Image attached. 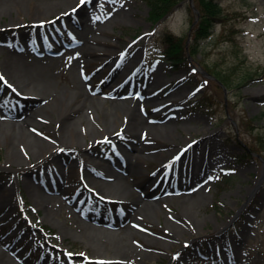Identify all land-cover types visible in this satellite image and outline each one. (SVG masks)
<instances>
[{
  "label": "rangeland",
  "instance_id": "rangeland-1",
  "mask_svg": "<svg viewBox=\"0 0 264 264\" xmlns=\"http://www.w3.org/2000/svg\"><path fill=\"white\" fill-rule=\"evenodd\" d=\"M89 1L81 5L80 0H0V60L8 52L17 51L27 66L45 69L59 90H73L74 79L84 80L83 73H93L91 82L97 88V95L91 94L95 97L91 109L97 107L105 117L106 112H111L108 106L111 101L126 104L131 98H119L110 93L117 77L111 80L108 78L110 69L108 65H102L101 58L87 57L89 60L84 67L74 63L76 59H84L82 52L78 56L76 53L88 45L100 48L106 45L103 42H88V38L80 34L84 24L78 26L73 22L86 15L80 17L76 11L80 7L86 8L83 10L88 12L85 25L94 26L89 39L95 37L106 41L111 51L108 61L116 62L117 55L121 61L122 56L129 57L136 52L132 65L121 61L123 65L120 69L127 65L133 67L139 78H144V82L146 79V93L152 92V96L151 103L138 107L146 123L144 128L137 129V134L142 133L146 145L143 155L147 159L140 162L143 173L131 177L111 164V168L121 175L124 187L131 192L122 191L121 195L128 198H114L126 212V218L136 208L129 201L142 195L141 190L134 186L135 178L158 177L159 166L170 153H174V148L179 144L183 145L189 140L194 142L191 156L195 154L198 162L203 159L210 164L209 168L202 169L197 176L177 175L179 173L172 175L167 182L178 181L181 185V180L186 181L183 187L179 185V189H162L161 183L156 186L152 190L155 196L151 200L155 202L159 199V209L156 212L149 207L145 215L139 213L140 221L133 226L134 234H130L129 226L117 227L118 230L127 231V256L123 258L124 262L211 264V259L205 258L204 254L212 252L214 258L215 248L235 247L236 252L231 254H239L236 255L239 258L233 261L226 259L225 264H264V0H220L223 15L215 23L212 36L203 41L199 50L185 59L181 66L178 65L176 71L160 56L164 48L162 35L172 33L185 39L189 35L193 12L189 10L188 0H180L174 10L156 24L149 18L145 0H97L94 2L97 5L95 7ZM51 2L56 6L51 7L46 14H35L38 6ZM38 17H42L43 22L32 20ZM64 27L72 29L75 34V37H68L70 40L80 39L84 43L79 42L77 48L70 49L48 38L54 44L51 49L64 51L61 56H37V48L34 47L37 43L17 37V33H34V30L43 37L50 32L55 34L56 30L63 32ZM23 43L27 48L22 49ZM18 45L21 48L17 49ZM206 70L223 78L227 85H221L219 81L208 77L207 72H204ZM0 76L4 78L5 94L11 95L12 91L14 96L23 89L8 78L4 68L0 69ZM85 88L89 91L88 86L85 85ZM170 91H175L173 98L168 95ZM176 91L179 95H176ZM52 101L55 106L65 102L60 95ZM82 114L81 121L75 122L77 135L67 131L65 136H76L75 141L83 145L89 143L93 135L104 131L97 130L92 115L86 109ZM75 115L70 112L71 117ZM45 116L32 119V123L36 121L39 126L28 125L26 130L34 138L50 141L52 132L49 130L53 131L58 122ZM115 128H110L112 131L106 133V141L87 144L88 152L94 155L96 161L100 158L95 157L91 151H109L111 140L116 144L119 142L124 150H130L132 141L129 137L122 135L118 141L110 137V134L120 135L122 128ZM147 131H151L152 135L146 137ZM6 137L7 141L14 143L22 164L4 161L8 144ZM26 139L20 135L13 137L12 133L0 130V185L9 188L11 192L0 194V239L6 241L9 250L12 248L19 252L23 259L32 264H40L49 255L58 258L57 264H63L66 260L62 250L72 253V264H80L84 257L87 258L86 264H101L97 263L98 260L103 261V264H114L111 259L103 257L106 255L104 252H96L82 241L80 225L84 222L89 224V221H85L81 213L75 211L65 196L48 192L37 181L42 174L46 175V170L52 167V161L46 157L36 164L28 159ZM66 150L55 149L56 153ZM130 158L133 160L128 154L125 157ZM81 166L69 167L71 179L68 184H77L78 189L88 190V185L76 177V170ZM25 174L34 179H28L29 184L34 186L24 183ZM98 178L114 182L104 177ZM77 188L71 187L69 195L74 196V189ZM100 191L93 189L88 194V206L93 203L102 205L97 197L102 196ZM193 194H196L193 197L194 206L190 210H183L181 202ZM23 213L27 217H22ZM73 217L80 225L72 220ZM174 223L187 225L185 229L192 234L169 237L164 227ZM168 240L173 241L172 245L165 244ZM231 254L221 252L220 255L227 258ZM12 255L13 260L22 263ZM185 255L187 258L182 260ZM52 261L47 264H52ZM0 264H4L1 257Z\"/></svg>",
  "mask_w": 264,
  "mask_h": 264
},
{
  "label": "bare ground",
  "instance_id": "bare-ground-1",
  "mask_svg": "<svg viewBox=\"0 0 264 264\" xmlns=\"http://www.w3.org/2000/svg\"><path fill=\"white\" fill-rule=\"evenodd\" d=\"M92 1V2H91ZM90 3H92L95 6L97 0H90ZM92 5V6H93ZM56 6L55 3L51 2L49 4H44L42 6H38V10L35 11V14L43 15L46 14L51 7ZM86 9L85 7H80L76 12H78L81 17V15H86L82 18H80V22L83 23V30L80 33L82 36H85L88 38V42H103L106 45L105 40H102L100 38H90V31L94 29V26L86 27V19L88 18V12L83 11ZM40 10V11H39ZM87 11V10H86ZM85 12V13H84ZM31 14V11H30ZM34 21H40L43 20L42 17H38L35 19H32ZM75 23V22H74ZM32 31V30H31ZM65 31V30H64ZM69 31V30H66ZM38 31L34 30V33H27L26 31L22 33H17V37L19 39H26L27 41L33 40L34 43H37L39 47H41V41L42 37L38 35ZM72 34V33H71ZM73 35V34H72ZM23 36V38H21ZM19 44V43H18ZM21 44V43H20ZM24 48H27L26 44H22ZM35 45V44H34ZM103 45L102 48L98 47L97 45H88L87 48H83V51H81L84 55V59H76L74 63H79V66L81 65L84 67L90 58H101L102 59V65H111V61H108L109 55L111 54V51L109 48ZM20 46V45H19ZM21 48V46H20ZM110 52V53H109ZM136 53V52H135ZM135 53L130 55L129 57H124V60L122 62H126L127 64H131L134 62L135 59ZM92 55V56H91ZM86 57V58H85ZM89 57V59L87 58ZM23 56L19 55L17 51H11L6 54V56L0 60V69L4 68L5 71L8 73V78L11 79V81L22 87L23 89L20 91L22 94L26 95L24 102H26L29 105H26L27 107H21V109H31L30 105H33L36 108V111H31L30 114H28L27 117L21 118L18 117L16 120H7L6 118L3 119V121L0 122V130H5L9 134L12 133L13 137H16V135L24 136L27 139L25 140V149H27L28 153V159L33 160L36 164L39 162H42L45 160L46 157H50V160L52 161V167L46 172H52L56 171L57 176H45L43 174V178L38 179L37 181H40V183L45 186V190L51 193L60 194L65 197H67V200H70L74 202L75 207H79V200H83V205L87 202L88 192L85 189H78L75 199H72L69 195V189L71 187H76L68 184V180L71 179V176L66 174L69 172V167H75L76 165H81V168L78 169L80 174L83 175V178L81 181L88 185L89 188H93L96 190L102 191V196H107L108 198H124L126 196H122V191H127V193H131L125 186L124 182L122 181L121 175L116 173L113 168H111V162L109 159H117L115 162V166H117L123 173H127L131 177L135 175H140L143 173L142 168L140 166V162L144 160L145 157L143 155V152L146 150V145L144 144V141L142 140V133L140 132L139 135L137 134V129L139 127L144 128L146 126V123L144 122V117L140 113V110L138 107L145 106L148 102L146 99H130L129 103L123 104L120 102L111 101V104L108 105L111 108L110 113L107 114L104 117V113H102L97 107L94 106V108L91 109L92 102H95V97L91 94L97 95L96 88L92 85V77L90 76L89 79L86 78V80H81L80 78L74 79V85L73 90H59V88L56 86V83L53 82L48 77V72L45 69H38L36 66L29 67L27 66L26 62L23 60ZM24 62H23V61ZM24 63V64H23ZM26 65V66H25ZM114 72V70H112ZM110 74V77H112V73ZM15 85V86H16ZM85 85H88L89 91L86 90ZM19 90V89H18ZM60 95V98H63L65 102L63 104H60L59 106H55L52 99H54L56 96ZM169 96L173 97L175 96V91H170L168 94ZM103 103L105 104L104 100ZM42 104V105H41ZM40 105V106H38ZM1 106V105H0ZM2 107V106H1ZM0 107V108H1ZM3 113L0 115V117H5L6 113H12L13 110H9L11 108H1ZM34 109V108H33ZM84 109H86L88 114H91L92 119L94 120L95 126L97 127V130L101 132L104 131V133H100L99 135H93V139L91 138L89 140V143L86 142L83 145L79 144L75 141L76 136L70 135L69 138H66L65 133L69 131V134H76L75 128V122L81 121V118L83 117ZM52 112V113H51ZM70 112L72 115L70 116ZM48 119H51L53 121L58 122V125L56 127H53L52 132V139L50 141H43L41 139L34 138L30 131L26 130V127H33V126H39L37 125L36 121L32 123L33 120H37V118L44 116ZM29 125V126H28ZM115 130H120V135L116 134H110V137L116 138V141L123 135L124 137H129V140L132 141L130 150H124L123 147L119 145V142L117 144L115 141L111 140L110 144V150L109 151H91L95 154V157L100 158L99 161H96L94 159V155H91L88 152V148L86 147L87 144L91 145L92 143L100 140L101 138H105L106 133L112 131V128ZM90 129H92L91 126H89ZM151 129V128H150ZM48 130V129H47ZM152 130V129H151ZM149 134L152 135L151 131H147L146 137L149 136ZM8 136V135H7ZM12 136V135H11ZM145 137V139H146ZM9 139V138H8ZM12 140V139H11ZM5 141V139H4ZM8 144L6 145V154L4 157V161H8L9 163L14 164H22L21 159L18 156V150H16L14 143L12 141H7ZM34 143V146H33ZM29 144V145H28ZM194 142L191 141H185L184 145L186 146L183 148L180 144L174 148V153L176 155H173L170 153V156L165 159L161 165L158 168V174L161 175L164 179H167L169 176L170 178L175 173H179L177 175L183 174L188 175L191 174V176H197L199 173L202 172V169L209 168L210 164L208 162L203 161V159L198 162V156L192 155L191 156V148L194 146ZM68 149L65 152H59L56 153L55 149L58 150ZM131 151V152H130ZM191 151V152H190ZM130 155L133 160L130 158L125 159V157ZM189 154L188 158L185 159V156ZM190 158V159H189ZM75 164V166H74ZM68 167V168H67ZM64 170L67 171L64 173ZM109 173H108V172ZM24 183L26 182L29 186L30 185L27 174H25ZM98 177H104L105 179L112 180L114 182H106L101 181ZM33 179V178H32ZM31 181H34V179ZM157 177H148L145 179H136L134 180V186L138 187L142 195L141 197L138 196L136 199L129 201V203H132L136 205V208L132 209V212L130 213V216L134 217L131 219V224L134 225L136 222H139V213L142 215H145V210L149 207L153 208L156 212L159 208H157L160 204L159 200H155L153 202L151 200V197L153 195L152 190L155 187ZM36 182V181H35ZM33 182V183H35ZM25 183V184H26ZM51 183V184H50ZM71 185V186H70ZM33 188V187H32ZM107 191L106 193L103 191ZM100 191V192H101ZM10 189L6 188L5 186L0 185V194H10ZM196 194H193V196L188 197V200H184L181 202V205L183 206V210H190L192 206H194L195 200H193ZM51 197V195L49 196ZM128 198V197H126ZM57 199V198H56ZM192 199V200H190ZM196 199V198H195ZM157 204V205H156ZM51 209V208H49ZM91 213V212H90ZM91 219H94L97 222L102 221L101 218H98L96 215L89 216ZM147 217V216H146ZM74 222L77 223V225L80 223L78 222L75 217L72 219ZM121 220V219H120ZM85 223V222H84ZM135 226V225H134ZM164 227V231L166 234L169 235L171 238H175L177 236H182L184 233L190 235L192 234L191 231H187L185 229V226L187 225H180V224H167ZM244 229V225L242 226ZM131 230H129L130 234H134V228L129 227ZM79 232L81 233V237L83 238V242L90 247L94 251H101L104 252L106 255L103 257L109 258L112 260V263L114 264H127L124 262L123 258H126V246L127 242H125L126 232L125 229H109V228H102V227H96L95 225L90 224H82L80 225ZM190 232V233H189ZM194 235V234H193ZM223 237V236H222ZM6 241L0 239V257L4 264H31L30 261L27 259H23L19 252H16L15 255H12L14 258L18 259L20 262H16L12 259L10 256L12 252L7 248L5 245ZM173 241H166L165 244L172 245ZM218 243V242H217ZM164 245V244H163ZM6 247V248H4ZM161 247V246H160ZM6 249V250H5ZM8 249V250H7ZM228 253L236 252V248H226ZM11 251V252H10ZM9 252V253H7ZM112 253V254H111ZM108 254V255H107ZM111 254V255H109ZM239 256V254H236ZM100 256V255H98ZM7 257V258H4ZM187 258V255L184 256L185 260ZM231 259L235 260V256H230ZM239 258V257H238ZM58 259V258H57ZM53 257V255H49L44 261H42L40 264H47L52 261V264H56L57 260ZM128 259V258H127ZM49 261V262H48ZM170 264V263H168Z\"/></svg>",
  "mask_w": 264,
  "mask_h": 264
},
{
  "label": "trees",
  "instance_id": "trees-1",
  "mask_svg": "<svg viewBox=\"0 0 264 264\" xmlns=\"http://www.w3.org/2000/svg\"><path fill=\"white\" fill-rule=\"evenodd\" d=\"M179 1L145 0L148 6L149 18L152 21L159 20L164 15L170 13ZM194 3L199 10V17L192 27L191 42L188 44L187 49L184 46V38L175 36L172 33H165L163 36V42L165 44L164 53L172 65L177 66V64L184 62L188 58V55L198 51L202 42L212 36L215 23L223 15L220 0H194ZM189 10H191L190 7ZM194 18L195 14L193 13V20ZM213 75L224 85H227L223 78L221 79L215 74ZM246 76L249 75L247 74Z\"/></svg>",
  "mask_w": 264,
  "mask_h": 264
},
{
  "label": "snow or ice",
  "instance_id": "snow-or-ice-1",
  "mask_svg": "<svg viewBox=\"0 0 264 264\" xmlns=\"http://www.w3.org/2000/svg\"><path fill=\"white\" fill-rule=\"evenodd\" d=\"M86 2H87V0H80L81 5H84ZM3 79L4 78L2 76H0V80H3ZM9 87H11V86H9ZM69 255H71V254H69ZM101 264H103V262H101Z\"/></svg>",
  "mask_w": 264,
  "mask_h": 264
},
{
  "label": "water",
  "instance_id": "water-1",
  "mask_svg": "<svg viewBox=\"0 0 264 264\" xmlns=\"http://www.w3.org/2000/svg\"><path fill=\"white\" fill-rule=\"evenodd\" d=\"M194 10L196 11V9L194 8Z\"/></svg>",
  "mask_w": 264,
  "mask_h": 264
}]
</instances>
